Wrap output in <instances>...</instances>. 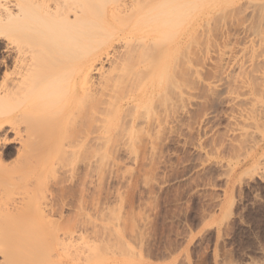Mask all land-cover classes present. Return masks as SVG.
Listing matches in <instances>:
<instances>
[{
  "label": "rangeland",
  "instance_id": "obj_1",
  "mask_svg": "<svg viewBox=\"0 0 264 264\" xmlns=\"http://www.w3.org/2000/svg\"><path fill=\"white\" fill-rule=\"evenodd\" d=\"M196 1L194 31L181 37L175 80L168 82L161 104L154 103L160 110L158 124L137 123L135 132L128 127L129 133L124 131L128 125L122 131L123 125L103 130L105 145L99 131L83 125L79 135L67 140L80 138L89 146L82 151L66 147L67 162L58 167L61 161L51 155L55 143L41 152L34 143L24 146V121L11 116V122H4L0 151L11 146V154L3 160L8 169L2 177L9 181L3 195L11 190L8 198L20 206L41 194L33 181L40 179L28 175L21 180V166L43 170L42 178L49 166L58 167V185L46 173L53 183L48 182L45 195L55 207L48 216L57 221L52 226L56 232L62 217L71 226L65 229L68 258L58 243L56 259L63 255L68 264L84 263L88 246L98 245L109 257L101 264H117L118 259V264L122 259L125 264H264V164L257 157L264 137V0ZM2 53L0 46V90L5 81L20 77L13 72V57L6 69ZM124 90L116 93L119 98L130 94ZM1 111L0 104V117ZM23 151L37 154L22 160L18 153ZM27 214L24 221H31ZM5 242L0 248L8 247Z\"/></svg>",
  "mask_w": 264,
  "mask_h": 264
},
{
  "label": "bare ground",
  "instance_id": "obj_2",
  "mask_svg": "<svg viewBox=\"0 0 264 264\" xmlns=\"http://www.w3.org/2000/svg\"><path fill=\"white\" fill-rule=\"evenodd\" d=\"M195 3H197L195 0H0L2 63L7 69L8 58L12 56L13 72L20 76L13 82L5 81L0 90L1 117H3V120L0 117V143L3 142L1 134L2 131L4 133V122H11V116L14 120L22 119L25 131L23 145L29 146L34 143L41 152L51 143H55L57 148L51 154L52 160L57 158L55 159L57 162L61 161L58 165L61 167L67 162L66 147L76 150L85 146V141L80 138L74 140L73 137L72 141L67 140L73 135H79L82 130L79 128H83V125L86 128L89 126L88 130L93 126L103 137L104 133L101 131L114 127L117 129L120 125H123L120 130L128 125L124 129L128 132V127L135 128L137 123L146 127L153 123L158 124L161 118L160 110L154 109V103L161 104V95L164 96L169 81L175 80V73L179 70L177 67L181 37L192 36L194 31L192 18L194 8L198 7H195ZM183 18L186 20L184 26ZM252 34H255V30ZM105 64L111 66L110 70L107 68L105 70ZM173 71L175 75L171 77ZM136 82L139 83L134 86ZM125 86L128 87L126 91L131 87L130 94L124 90ZM121 89L126 95L119 94L122 96L119 98L117 94L123 93ZM15 103H18L17 106L20 105L19 108L14 106ZM156 106L158 107V104ZM15 108L16 112L12 115V110ZM85 108L87 111L84 110ZM8 125L10 129L17 131V127L12 123ZM131 131H134L133 128ZM134 132L131 133L134 135ZM104 137L101 138L102 144ZM109 137L107 136L106 139ZM261 140L257 147V157L260 158L258 164L262 165L264 137ZM10 154L11 146H6L0 151V242L11 241L5 242L9 244L7 248L6 246L0 248L2 255L0 264H68L66 261L63 262V255L62 259L59 256L57 257L59 259L55 258L58 255L55 252V245L57 247L60 243L61 250H66L68 246L67 242H64L65 234L66 236L69 234L67 231L71 225L65 223L66 219L60 213L61 215H58L59 218L62 217L59 223L60 231L56 225L59 233L52 229L57 221L53 222V218L52 221L48 215L54 212L55 207L47 200L51 196L45 195L46 191H49L48 185L53 183L50 179L55 178L58 173V167H48L47 172L51 174L49 176L51 178L46 177L47 172L44 176L48 180H43L44 177L41 176L43 170L34 171L32 165L31 169L18 167L22 172L21 180L24 181L28 175L40 179L33 181H37L35 184L41 192L36 195L37 198L34 197L35 195H32V198L28 196L31 199H25V203H20L19 206L8 198L11 190H7L6 195L1 192L9 183L2 175L8 169L3 160ZM18 154L22 160H28L37 153L23 151ZM58 179L55 178L53 184L58 185L60 183ZM11 188L12 185L8 189ZM36 188L35 186V191ZM64 204L62 203V208ZM29 211L32 215L27 214L30 213ZM26 214L29 217L31 215V221H24ZM105 227L106 225L103 229ZM106 229L110 233L113 230L107 227ZM114 235L117 236L115 233ZM100 242L99 246L106 248L105 241ZM97 246H88V253L84 259L86 262L80 264H101L108 260L109 257L106 258L101 252L102 248L99 249ZM120 247L124 248V245L120 243ZM123 251L117 252L123 253ZM67 252L64 251L65 254ZM66 257L68 258V254ZM123 260L121 263L125 264ZM119 261L121 260L118 259L117 262ZM111 263L114 264L113 262L107 264Z\"/></svg>",
  "mask_w": 264,
  "mask_h": 264
}]
</instances>
